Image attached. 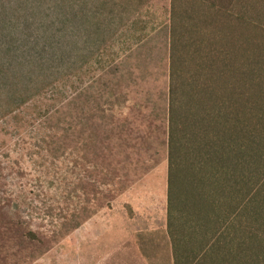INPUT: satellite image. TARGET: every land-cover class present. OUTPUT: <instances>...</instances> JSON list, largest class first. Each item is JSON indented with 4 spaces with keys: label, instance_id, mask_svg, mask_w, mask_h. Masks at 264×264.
I'll use <instances>...</instances> for the list:
<instances>
[{
    "label": "rangeland",
    "instance_id": "rangeland-1",
    "mask_svg": "<svg viewBox=\"0 0 264 264\" xmlns=\"http://www.w3.org/2000/svg\"><path fill=\"white\" fill-rule=\"evenodd\" d=\"M0 264H264V0H0Z\"/></svg>",
    "mask_w": 264,
    "mask_h": 264
},
{
    "label": "trees",
    "instance_id": "trees-1",
    "mask_svg": "<svg viewBox=\"0 0 264 264\" xmlns=\"http://www.w3.org/2000/svg\"><path fill=\"white\" fill-rule=\"evenodd\" d=\"M5 64L9 66L10 63L9 62H5Z\"/></svg>",
    "mask_w": 264,
    "mask_h": 264
}]
</instances>
